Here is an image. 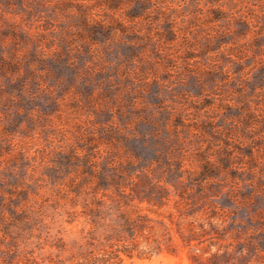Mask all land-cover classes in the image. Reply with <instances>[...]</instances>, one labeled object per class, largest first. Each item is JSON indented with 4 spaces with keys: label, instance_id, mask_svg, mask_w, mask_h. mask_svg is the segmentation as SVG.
I'll list each match as a JSON object with an SVG mask.
<instances>
[{
    "label": "rangeland",
    "instance_id": "rangeland-1",
    "mask_svg": "<svg viewBox=\"0 0 264 264\" xmlns=\"http://www.w3.org/2000/svg\"><path fill=\"white\" fill-rule=\"evenodd\" d=\"M115 192L264 218V0H0V264Z\"/></svg>",
    "mask_w": 264,
    "mask_h": 264
},
{
    "label": "trees",
    "instance_id": "trees-1",
    "mask_svg": "<svg viewBox=\"0 0 264 264\" xmlns=\"http://www.w3.org/2000/svg\"><path fill=\"white\" fill-rule=\"evenodd\" d=\"M155 193L115 192L108 197L105 211L100 202L92 208L85 206L81 215L84 221L74 237L38 243L37 250L48 247L55 253L48 251L37 260L32 251L29 258L23 259L24 264H124L133 258L176 255L179 248L187 249L190 264H264L263 217L249 219L257 222L256 227L239 229L235 221H226L235 214L228 215L206 198L180 197L181 202L175 201L174 212L167 217L168 224L159 213L167 206V192ZM65 215L63 223L72 226L74 213L66 211ZM63 229V233L73 234ZM35 238L41 241L40 235Z\"/></svg>",
    "mask_w": 264,
    "mask_h": 264
}]
</instances>
